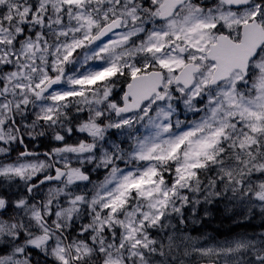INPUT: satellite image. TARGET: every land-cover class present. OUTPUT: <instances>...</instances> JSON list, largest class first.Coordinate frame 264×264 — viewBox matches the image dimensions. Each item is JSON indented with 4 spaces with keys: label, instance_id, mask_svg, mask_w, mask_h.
Returning <instances> with one entry per match:
<instances>
[{
    "label": "snow or ice",
    "instance_id": "6c2138e0",
    "mask_svg": "<svg viewBox=\"0 0 264 264\" xmlns=\"http://www.w3.org/2000/svg\"><path fill=\"white\" fill-rule=\"evenodd\" d=\"M38 249L264 264V0H0V264Z\"/></svg>",
    "mask_w": 264,
    "mask_h": 264
},
{
    "label": "clouds",
    "instance_id": "9594fccd",
    "mask_svg": "<svg viewBox=\"0 0 264 264\" xmlns=\"http://www.w3.org/2000/svg\"><path fill=\"white\" fill-rule=\"evenodd\" d=\"M185 227H187V225ZM193 227H200V225L195 224ZM188 231L191 233V228H188ZM193 235L195 234L193 233ZM45 256H47V253H45L43 249H38L37 255L28 254L27 264H45ZM208 264H212V262L209 261Z\"/></svg>",
    "mask_w": 264,
    "mask_h": 264
}]
</instances>
